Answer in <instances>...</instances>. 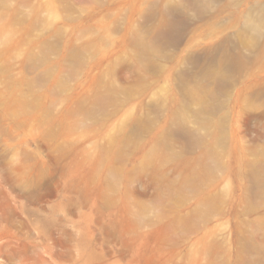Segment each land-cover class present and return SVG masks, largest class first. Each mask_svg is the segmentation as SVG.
Segmentation results:
<instances>
[{
  "label": "rangeland",
  "instance_id": "rangeland-1",
  "mask_svg": "<svg viewBox=\"0 0 264 264\" xmlns=\"http://www.w3.org/2000/svg\"><path fill=\"white\" fill-rule=\"evenodd\" d=\"M256 15L0 0V264H264Z\"/></svg>",
  "mask_w": 264,
  "mask_h": 264
},
{
  "label": "bare ground",
  "instance_id": "bare-ground-1",
  "mask_svg": "<svg viewBox=\"0 0 264 264\" xmlns=\"http://www.w3.org/2000/svg\"><path fill=\"white\" fill-rule=\"evenodd\" d=\"M184 1H190L195 6L197 11H202L205 9V7L209 4L210 0H184ZM175 8H169V10H174ZM244 28L246 31H248L253 40H258L264 35V16L262 15H256L254 17L249 16L246 19ZM167 32L171 33L174 29V25L171 23L169 24L167 28Z\"/></svg>",
  "mask_w": 264,
  "mask_h": 264
}]
</instances>
